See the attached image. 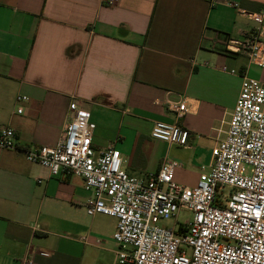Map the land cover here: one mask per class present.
<instances>
[{
    "label": "crops",
    "instance_id": "0c3cea01",
    "mask_svg": "<svg viewBox=\"0 0 264 264\" xmlns=\"http://www.w3.org/2000/svg\"><path fill=\"white\" fill-rule=\"evenodd\" d=\"M109 1L0 0V127L17 145L0 148V264H115L116 220L86 213L82 179L23 155L57 144L72 101L90 114L95 152L113 147L142 178L174 162V183L192 188L225 138L241 77L264 72L222 51L257 29L248 15H264V0ZM155 122L186 131L185 145L152 139Z\"/></svg>",
    "mask_w": 264,
    "mask_h": 264
},
{
    "label": "built area",
    "instance_id": "2783aa9c",
    "mask_svg": "<svg viewBox=\"0 0 264 264\" xmlns=\"http://www.w3.org/2000/svg\"><path fill=\"white\" fill-rule=\"evenodd\" d=\"M248 16L257 29L241 40H228L225 49L243 53L264 67V15ZM69 111V122L56 145L30 148L23 155L53 175L82 179L84 189L92 194L86 213L116 220L115 264H264V84L241 77L225 138L211 149L212 163L200 167L192 188L173 182L177 165L170 161H163L146 177L130 176L116 149H92L94 125L89 112L74 101ZM174 111L177 116L183 113L184 102ZM150 137L185 145L188 133L175 124L155 122ZM0 148L17 151L9 127H0ZM224 187L229 188L227 193ZM183 207L191 212L188 224L160 225Z\"/></svg>",
    "mask_w": 264,
    "mask_h": 264
},
{
    "label": "rangeland",
    "instance_id": "374dc122",
    "mask_svg": "<svg viewBox=\"0 0 264 264\" xmlns=\"http://www.w3.org/2000/svg\"><path fill=\"white\" fill-rule=\"evenodd\" d=\"M255 70H256V73H257V70L259 72L262 71V69H259V68H252L251 71H250V76L251 77L248 76V78L255 79V80L259 81L260 83L264 84V72L261 73L262 77L260 76V78H258V77L254 78V77H252V75L254 74ZM228 191H229V188L228 187H224L223 192L227 193ZM190 219H191V212L187 208L183 207V208H180L178 210L176 215L171 216L167 220H165L162 223H160V225L162 227H165V228H177L179 225L188 224ZM117 250H118V247H116V251Z\"/></svg>",
    "mask_w": 264,
    "mask_h": 264
},
{
    "label": "trees",
    "instance_id": "16d2710c",
    "mask_svg": "<svg viewBox=\"0 0 264 264\" xmlns=\"http://www.w3.org/2000/svg\"><path fill=\"white\" fill-rule=\"evenodd\" d=\"M222 51L225 52V53L227 52L226 49H224ZM229 54H231V55H239L240 53H229Z\"/></svg>",
    "mask_w": 264,
    "mask_h": 264
}]
</instances>
